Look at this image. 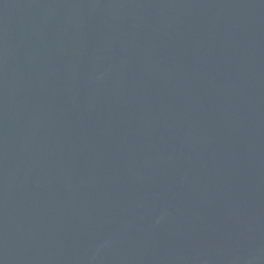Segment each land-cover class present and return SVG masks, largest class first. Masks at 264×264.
<instances>
[{"label":"water","instance_id":"obj_1","mask_svg":"<svg viewBox=\"0 0 264 264\" xmlns=\"http://www.w3.org/2000/svg\"><path fill=\"white\" fill-rule=\"evenodd\" d=\"M0 264H164L57 0H0Z\"/></svg>","mask_w":264,"mask_h":264}]
</instances>
